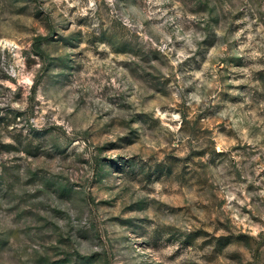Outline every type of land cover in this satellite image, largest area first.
<instances>
[{"label": "rangeland", "instance_id": "rangeland-1", "mask_svg": "<svg viewBox=\"0 0 264 264\" xmlns=\"http://www.w3.org/2000/svg\"><path fill=\"white\" fill-rule=\"evenodd\" d=\"M0 264H264V0H0Z\"/></svg>", "mask_w": 264, "mask_h": 264}]
</instances>
